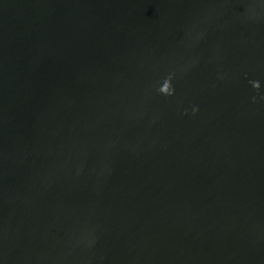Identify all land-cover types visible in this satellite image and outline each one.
Here are the masks:
<instances>
[{
	"label": "water",
	"instance_id": "1",
	"mask_svg": "<svg viewBox=\"0 0 264 264\" xmlns=\"http://www.w3.org/2000/svg\"><path fill=\"white\" fill-rule=\"evenodd\" d=\"M0 264H264V0H0Z\"/></svg>",
	"mask_w": 264,
	"mask_h": 264
}]
</instances>
